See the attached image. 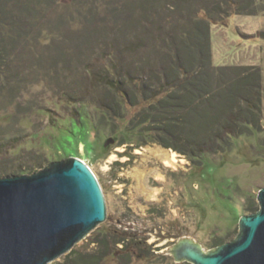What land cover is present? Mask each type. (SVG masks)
Wrapping results in <instances>:
<instances>
[{
    "label": "rangeland",
    "instance_id": "1",
    "mask_svg": "<svg viewBox=\"0 0 264 264\" xmlns=\"http://www.w3.org/2000/svg\"><path fill=\"white\" fill-rule=\"evenodd\" d=\"M67 158L105 206L73 251L117 232L101 264H179L181 237L237 240L264 188V0H0V178Z\"/></svg>",
    "mask_w": 264,
    "mask_h": 264
},
{
    "label": "water",
    "instance_id": "2",
    "mask_svg": "<svg viewBox=\"0 0 264 264\" xmlns=\"http://www.w3.org/2000/svg\"><path fill=\"white\" fill-rule=\"evenodd\" d=\"M113 143L107 140L104 147ZM259 208L242 216L240 237L216 251L181 237L165 253L189 264H264V188ZM105 218L99 183L79 159L33 175L0 178V264H47L71 250Z\"/></svg>",
    "mask_w": 264,
    "mask_h": 264
},
{
    "label": "trees",
    "instance_id": "3",
    "mask_svg": "<svg viewBox=\"0 0 264 264\" xmlns=\"http://www.w3.org/2000/svg\"><path fill=\"white\" fill-rule=\"evenodd\" d=\"M178 81V83H189L188 82V79H186L185 81H184V78L183 77H179V80H176L175 82H177ZM175 87H177V85H175ZM153 97V98H152ZM154 99V96H148V99ZM165 148H168V147H165ZM257 210V209H256ZM255 212V211H254ZM117 233V232H116ZM116 233H115V236H114V238H113V240H112V248H103V243H101V247L103 248V249H101V251L100 252H97L96 254H81V253H78V252H76V251H73V250H71L70 252H68L62 259H61V261L60 262H58L57 264H101L102 262H104L107 258H109V257H113V256H116L117 254H118V251H120V250H123V249H117L116 247H117V245H119V243H124V234L122 235V236H120V235H116ZM107 232H105L103 235H104V237H103V239L104 240H106V238H107ZM116 236H119V237H116ZM113 237V236H112ZM96 243H98V241H95ZM127 244H125V247H127L126 246ZM122 248H124L123 246H122ZM134 248H136V245H135V247ZM134 248H132V249H134ZM149 252H147L144 256H143V258H148L149 257ZM179 264H189V263H187V262H182V263H179Z\"/></svg>",
    "mask_w": 264,
    "mask_h": 264
},
{
    "label": "bare ground",
    "instance_id": "4",
    "mask_svg": "<svg viewBox=\"0 0 264 264\" xmlns=\"http://www.w3.org/2000/svg\"><path fill=\"white\" fill-rule=\"evenodd\" d=\"M157 156L158 158L164 163V164H168L171 165L173 162H175V157H174V153L168 154L165 152H157Z\"/></svg>",
    "mask_w": 264,
    "mask_h": 264
},
{
    "label": "flooded vegetation",
    "instance_id": "5",
    "mask_svg": "<svg viewBox=\"0 0 264 264\" xmlns=\"http://www.w3.org/2000/svg\"><path fill=\"white\" fill-rule=\"evenodd\" d=\"M133 145H138V144H135V143H134Z\"/></svg>",
    "mask_w": 264,
    "mask_h": 264
}]
</instances>
